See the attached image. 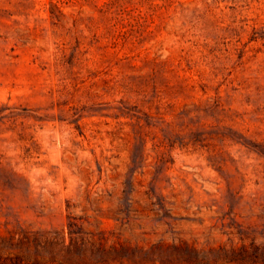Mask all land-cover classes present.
I'll use <instances>...</instances> for the list:
<instances>
[{
	"label": "rangeland",
	"instance_id": "374dc122",
	"mask_svg": "<svg viewBox=\"0 0 264 264\" xmlns=\"http://www.w3.org/2000/svg\"><path fill=\"white\" fill-rule=\"evenodd\" d=\"M0 264H264V0H0Z\"/></svg>",
	"mask_w": 264,
	"mask_h": 264
}]
</instances>
